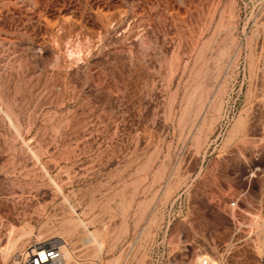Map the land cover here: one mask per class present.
<instances>
[{
	"label": "rangeland",
	"instance_id": "1",
	"mask_svg": "<svg viewBox=\"0 0 264 264\" xmlns=\"http://www.w3.org/2000/svg\"><path fill=\"white\" fill-rule=\"evenodd\" d=\"M56 239L264 264V0H0V264Z\"/></svg>",
	"mask_w": 264,
	"mask_h": 264
},
{
	"label": "built area",
	"instance_id": "2",
	"mask_svg": "<svg viewBox=\"0 0 264 264\" xmlns=\"http://www.w3.org/2000/svg\"><path fill=\"white\" fill-rule=\"evenodd\" d=\"M232 206L236 207L237 202H232ZM32 254L25 253L22 256V264H67L65 253L60 247L45 246L44 248H33ZM203 264H209L204 261Z\"/></svg>",
	"mask_w": 264,
	"mask_h": 264
},
{
	"label": "bare ground",
	"instance_id": "3",
	"mask_svg": "<svg viewBox=\"0 0 264 264\" xmlns=\"http://www.w3.org/2000/svg\"><path fill=\"white\" fill-rule=\"evenodd\" d=\"M51 246H54V247H60L63 251L65 250L66 246L64 244V242L62 241V239H56L54 242H53V245ZM45 246L41 243L37 248H44ZM30 253L32 254V251H30ZM65 253V260L68 261V260H73L70 256V254L66 251L64 252ZM21 260V259H20ZM200 261L203 263L204 259H200ZM18 262V260L16 261ZM16 264V263H15ZM18 264H22V260L18 263Z\"/></svg>",
	"mask_w": 264,
	"mask_h": 264
}]
</instances>
